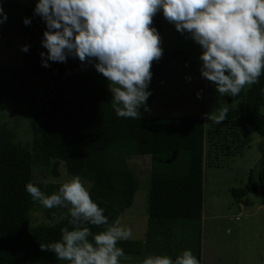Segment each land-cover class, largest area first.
I'll list each match as a JSON object with an SVG mask.
<instances>
[{"label":"trees","instance_id":"obj_1","mask_svg":"<svg viewBox=\"0 0 264 264\" xmlns=\"http://www.w3.org/2000/svg\"><path fill=\"white\" fill-rule=\"evenodd\" d=\"M36 2L0 0L7 14L0 24V39L14 35L21 46H30L28 52L22 51L20 66L0 63V264L58 261L53 253L42 251L40 243L58 240L69 215L65 208H45L46 218L58 220L34 223L33 214L42 206L31 200L25 184L31 181L46 194L60 184L38 181L35 173L39 167L46 174L58 175V166L64 164L69 175L89 182L92 199L112 223L133 205L139 187L129 160L145 155L152 157L146 240L121 241L119 246L127 256H134L143 254L147 245L152 255L156 250L153 237L168 236L180 220L202 223L205 140L213 145L219 135L206 129L202 117H117L108 81L92 64H82L78 58L70 56L66 63L48 61L50 66H42L40 53L47 54L41 44L46 25L33 14ZM24 18L31 20L30 25L23 23ZM152 26L159 34L164 30L162 12L153 18ZM174 61L187 63L186 52L163 49L162 58L152 64V76L159 80L168 76ZM30 87L31 137L22 142L16 123L7 122L2 110L23 99ZM261 88L264 75L247 91L242 123L264 138ZM256 191L264 203V168L256 178L251 174L245 187L232 189V195L242 201ZM89 227L93 232L101 230ZM164 253L157 248L156 254ZM198 259L201 262L200 256Z\"/></svg>","mask_w":264,"mask_h":264},{"label":"clouds","instance_id":"obj_2","mask_svg":"<svg viewBox=\"0 0 264 264\" xmlns=\"http://www.w3.org/2000/svg\"><path fill=\"white\" fill-rule=\"evenodd\" d=\"M162 12L181 34L201 48V77L215 85L220 97H237L264 75V0H37L33 14L45 23L40 53L48 61L66 63L68 57L92 64L108 81L111 107L117 117L140 119L139 109L152 95V64L162 58L161 37L152 26ZM7 20L0 3V24ZM30 25L31 20L24 18ZM24 45L21 51L28 52ZM46 56V59H45ZM264 94V88H261ZM198 98L200 94L197 93ZM229 108L203 114L220 124ZM25 190L34 203L46 209L65 208L69 219L54 242L40 243L66 264H121L128 259L121 241L130 240L132 228L119 219L109 223L105 210L92 197L81 177L73 175L46 194L33 182ZM94 226L101 229L93 232ZM140 264H200L184 249L145 256Z\"/></svg>","mask_w":264,"mask_h":264},{"label":"rangeland","instance_id":"obj_3","mask_svg":"<svg viewBox=\"0 0 264 264\" xmlns=\"http://www.w3.org/2000/svg\"><path fill=\"white\" fill-rule=\"evenodd\" d=\"M160 37L162 49H183L187 63L172 62L168 76L160 78L162 80L152 76L149 85L152 95L146 102L147 111L145 107L139 109L141 117H202L206 129L217 131L219 137L214 135L213 145L210 140H205L202 223L178 221L168 236L153 237L154 251L157 253L158 248L167 255L171 251L170 256L175 258L182 250L191 249L197 258L200 256V264H264V203L261 194L252 192L242 201L232 195V189L245 187L250 175L256 178L259 170L264 168V138L253 127L242 123L246 116V94L251 86H246L237 97H220L215 85L201 77L199 69L202 62L199 56L202 50L189 34H181L174 24L165 20ZM0 41V63L20 66V39L10 35L2 37ZM32 89L28 88L23 99L7 104L2 110L7 122L16 123L22 142L30 141L31 137L29 123L32 115L27 101ZM197 93L200 94L199 98ZM224 106L229 108V112L220 124L207 120L203 115L211 111L216 114ZM262 113L264 115V108ZM151 163L152 157L149 155L129 160L139 187L133 205L119 220L132 228L130 240H146ZM57 171L58 175L52 172L46 174L39 167L35 175L44 184H58L72 176L64 164H60ZM82 181L89 189V182ZM246 200H249V204H246ZM45 214L44 207L36 211L33 214L34 223L51 224L58 220L48 219ZM146 246L141 255L121 258V264H140L145 256L151 255ZM50 264L66 262L55 261Z\"/></svg>","mask_w":264,"mask_h":264}]
</instances>
